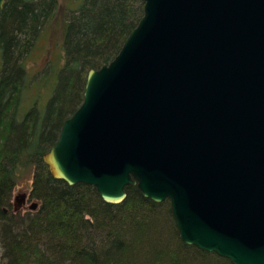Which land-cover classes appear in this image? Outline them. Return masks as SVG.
<instances>
[{"label":"water","instance_id":"obj_1","mask_svg":"<svg viewBox=\"0 0 264 264\" xmlns=\"http://www.w3.org/2000/svg\"><path fill=\"white\" fill-rule=\"evenodd\" d=\"M140 1L42 161L107 203L167 200L182 243L264 264V0Z\"/></svg>","mask_w":264,"mask_h":264},{"label":"trees","instance_id":"obj_2","mask_svg":"<svg viewBox=\"0 0 264 264\" xmlns=\"http://www.w3.org/2000/svg\"><path fill=\"white\" fill-rule=\"evenodd\" d=\"M55 2L8 0L0 10V264H230L180 241L167 200L155 203L127 186L121 202L107 203L93 187L48 173L42 155L80 104L86 71L116 54L142 9L140 0H80L66 9L62 61L42 111L32 103L21 113L20 96L34 83L46 88L52 75L50 62L28 79L23 60ZM28 171L37 207L12 211V188Z\"/></svg>","mask_w":264,"mask_h":264},{"label":"rangeland","instance_id":"obj_3","mask_svg":"<svg viewBox=\"0 0 264 264\" xmlns=\"http://www.w3.org/2000/svg\"><path fill=\"white\" fill-rule=\"evenodd\" d=\"M55 1V9L48 20L44 22L41 28V34L29 55L23 60L28 79L35 80L42 72L45 74L50 62L54 66L52 75H49L47 78L48 83L46 88L41 86L42 84L40 83H34L28 91L20 96L21 99L18 108H20L19 112L21 113L25 112L32 103H34V106L40 107L39 110L42 111L48 92L51 89V83L54 77L53 71L58 68L62 61L61 41L64 12L66 9L68 11L74 10L80 2V0ZM30 183L31 173L28 171L13 186L10 197V208L12 211H18L19 213L29 211L28 207L31 203H36L37 207V201L28 196Z\"/></svg>","mask_w":264,"mask_h":264},{"label":"flooded vegetation","instance_id":"obj_4","mask_svg":"<svg viewBox=\"0 0 264 264\" xmlns=\"http://www.w3.org/2000/svg\"><path fill=\"white\" fill-rule=\"evenodd\" d=\"M60 128V127H59Z\"/></svg>","mask_w":264,"mask_h":264}]
</instances>
